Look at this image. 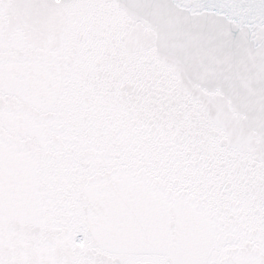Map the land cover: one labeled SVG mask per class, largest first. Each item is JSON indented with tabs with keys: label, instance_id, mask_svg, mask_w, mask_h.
Wrapping results in <instances>:
<instances>
[{
	"label": "snow or ice",
	"instance_id": "1",
	"mask_svg": "<svg viewBox=\"0 0 264 264\" xmlns=\"http://www.w3.org/2000/svg\"><path fill=\"white\" fill-rule=\"evenodd\" d=\"M0 264H264V0H0Z\"/></svg>",
	"mask_w": 264,
	"mask_h": 264
}]
</instances>
